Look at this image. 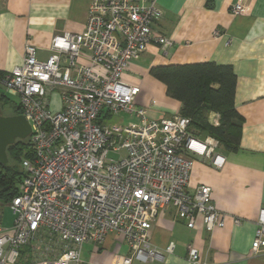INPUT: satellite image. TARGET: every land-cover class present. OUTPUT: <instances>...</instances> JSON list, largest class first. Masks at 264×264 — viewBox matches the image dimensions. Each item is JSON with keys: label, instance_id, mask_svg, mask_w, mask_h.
I'll return each mask as SVG.
<instances>
[{"label": "built area", "instance_id": "2783aa9c", "mask_svg": "<svg viewBox=\"0 0 264 264\" xmlns=\"http://www.w3.org/2000/svg\"><path fill=\"white\" fill-rule=\"evenodd\" d=\"M245 12L241 2L232 8L236 16ZM159 16L157 0H90L82 32L54 36L46 60L26 45L20 66L0 71V88L17 97L31 126L33 150L20 160L23 177L9 204L11 234L0 226V264H22L24 248L30 250L24 264L76 263L84 244H101L110 234L122 235L130 249L115 264L160 260L149 233L158 211L168 208L189 229L198 217L207 232L223 226L209 188L187 190L194 161L222 167L218 142L194 135L180 115L148 118L134 103L139 87L123 80L129 62L150 44L165 53L172 47L153 33ZM54 92L61 104L56 112ZM119 113L136 121L116 127L101 120ZM122 151L124 157L109 159ZM173 249L170 243L165 252ZM186 249L188 264H205L192 245ZM251 249L264 253V209Z\"/></svg>", "mask_w": 264, "mask_h": 264}, {"label": "crops", "instance_id": "0c3cea01", "mask_svg": "<svg viewBox=\"0 0 264 264\" xmlns=\"http://www.w3.org/2000/svg\"><path fill=\"white\" fill-rule=\"evenodd\" d=\"M238 2L246 12L236 16L232 8ZM89 3L90 0H0V71L9 73L20 66L26 45L36 48L39 60H46L54 36L84 30ZM157 5L160 16L153 24V33L169 38L172 47L165 53L152 43L129 62L123 80L139 87L135 105L144 108L147 117L154 120L180 114L181 104L150 76L153 67L207 62L229 65L236 76L234 107L242 117V125L239 149H215V154L224 158L221 168L194 161L187 185L189 194L198 186L209 188L214 207L223 214V226L207 232L198 217L189 229L173 208L160 210L149 242L162 258H134L132 264H188L189 244L205 264H264V253L254 255L251 249L257 218L264 209V0H157ZM120 115L126 114L114 116L112 126L136 121ZM208 120L215 123L217 116L211 114ZM9 204L0 199V226L8 235L14 222ZM235 219L240 220L238 225ZM170 243L174 249L168 254L165 248ZM26 250L20 256L22 264L27 262ZM129 255L123 236L110 234L101 244H84L78 261L71 264H115L118 258Z\"/></svg>", "mask_w": 264, "mask_h": 264}, {"label": "trees", "instance_id": "16d2710c", "mask_svg": "<svg viewBox=\"0 0 264 264\" xmlns=\"http://www.w3.org/2000/svg\"><path fill=\"white\" fill-rule=\"evenodd\" d=\"M150 76L165 86L166 94L181 104L180 116L189 120L194 135H206L218 142L225 150L239 149L242 117L234 107L236 76L231 66L215 63L156 66L150 69ZM8 104L15 115H20L19 105L9 103L8 97L0 92L1 105ZM211 114L217 116V123H210ZM33 153L29 138L17 140L7 148L8 163L0 165V199L11 202L17 193V183L23 177V157L31 158ZM22 253V251H21ZM30 254L27 248L25 255ZM28 262V261H27Z\"/></svg>", "mask_w": 264, "mask_h": 264}, {"label": "water", "instance_id": "95a60500", "mask_svg": "<svg viewBox=\"0 0 264 264\" xmlns=\"http://www.w3.org/2000/svg\"><path fill=\"white\" fill-rule=\"evenodd\" d=\"M31 126L24 116H3L0 110V165L8 163L7 148L29 138Z\"/></svg>", "mask_w": 264, "mask_h": 264}, {"label": "rangeland", "instance_id": "374dc122", "mask_svg": "<svg viewBox=\"0 0 264 264\" xmlns=\"http://www.w3.org/2000/svg\"><path fill=\"white\" fill-rule=\"evenodd\" d=\"M3 90V89H2ZM3 94H5L7 97H8V100H9V103H11V104H16L17 102H18V99H17V97L16 96H12V95H9V94H7V92H5L4 90H3V92H2ZM60 107H61V104H60V102H59V95H58V93L57 92H54L53 94H52V96H51V110L52 111H59V109H60ZM1 114L3 115V116H13V115H15V111H14V109L10 106V105H8V104H3V105H1ZM119 117H126V115L125 116H119ZM118 117V118H119ZM122 119V118H121ZM101 120L102 121H104L106 124H108L109 126H112V124H113V122H115V120H114V116L113 117H111V118H105V117H103V118H101ZM191 131H193L192 129H190ZM203 137H201V139H202ZM125 156V152L124 151H122V152H120V153H118V154H113V153H110L109 154V159H112V160H118V159H120V158H122V157H124ZM15 165H17V167L20 169V170H22V167H21V165L19 164V163H16Z\"/></svg>", "mask_w": 264, "mask_h": 264}]
</instances>
